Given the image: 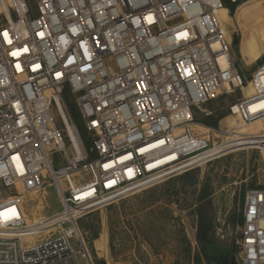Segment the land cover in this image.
<instances>
[{
    "label": "built area",
    "instance_id": "1",
    "mask_svg": "<svg viewBox=\"0 0 264 264\" xmlns=\"http://www.w3.org/2000/svg\"><path fill=\"white\" fill-rule=\"evenodd\" d=\"M222 9V0H0V264H77L78 252L93 264L79 219L211 163L221 145L257 141L264 158V130L195 120L244 81L251 95L227 117L264 123V63L249 79L238 69ZM47 175L62 211L28 226L23 200ZM237 246L238 264H264V189L244 195Z\"/></svg>",
    "mask_w": 264,
    "mask_h": 264
},
{
    "label": "rangeland",
    "instance_id": "2",
    "mask_svg": "<svg viewBox=\"0 0 264 264\" xmlns=\"http://www.w3.org/2000/svg\"><path fill=\"white\" fill-rule=\"evenodd\" d=\"M247 2L237 16V8ZM238 4L233 16L224 8L220 21L226 27L231 43L237 39V47H231L230 55L249 79L264 63V51L259 52L261 55L253 62L245 61L248 48L249 58L264 50V0H240ZM242 41L245 58L240 52ZM242 84V90L223 94L202 109L212 114L216 111L227 113L230 105L251 93V89L249 92L245 90L244 81ZM70 96V101L75 103L74 97ZM203 116L197 113L198 120ZM226 125H235V130L239 126L234 118L227 117L219 122L216 130L224 129ZM263 130L264 123L260 121L243 129L252 134ZM213 139L220 143L217 133ZM42 182L44 188L40 194L28 195L23 200L27 224L62 211L61 200L50 176H45ZM251 189H264V158L260 150L255 147L227 151L203 167L89 213L82 220L91 230L83 234L78 229L93 264L94 259L104 260L106 264H211L213 257L223 253L233 256L238 264L237 242L242 225L243 199ZM202 190L207 194L203 204L210 211L213 227L212 243L204 251L197 240V207L201 203ZM94 229L98 238L92 241ZM71 244L79 247L74 239ZM75 259L77 264H85L79 252Z\"/></svg>",
    "mask_w": 264,
    "mask_h": 264
},
{
    "label": "trees",
    "instance_id": "3",
    "mask_svg": "<svg viewBox=\"0 0 264 264\" xmlns=\"http://www.w3.org/2000/svg\"><path fill=\"white\" fill-rule=\"evenodd\" d=\"M246 4H248V2L240 5L237 8V11H238L237 16H238L241 8ZM236 7H237V5L224 4V8L228 10V12L231 16H233ZM237 42H238L237 39L234 38V41H232V47L236 48L237 44H238ZM243 42L244 41H242V43H241V53L244 57H246L245 54L243 53V46H244ZM245 90H247L249 92L250 88H245ZM70 98H71L70 93L68 92L67 89H65L63 91V100H64V103L66 105L68 114H69L70 118L72 119L76 129L78 130L80 137L83 139V143H84L85 148L88 151H90L91 145L85 139L87 133L84 129L83 122L80 118V115L78 113V110L75 106L74 101H70ZM213 114L210 113L209 116H203L202 119L198 120L197 119V113H196L195 114V120H196V122L200 123L204 127L217 129L219 122L221 120H223L224 118H226L228 116V114L227 113H221L220 111H216ZM206 198H207V194H206L205 190H202L200 193V196H199V202H201V203L197 207V215H198L197 240H198L200 247L203 249V251H204V249H207L212 243L211 234H212V230H213L212 217L210 215V211H209L208 207L205 206V204H203V202L206 200ZM240 222L242 224V218L240 219ZM77 225L83 234L86 233L87 230H91V228L85 223V220H82V218L77 221ZM97 238H98V233L94 229L91 233V240L94 241ZM98 252H100V254L102 255L101 251H98ZM94 263L95 264H106L104 260H97V259H94Z\"/></svg>",
    "mask_w": 264,
    "mask_h": 264
},
{
    "label": "bare ground",
    "instance_id": "4",
    "mask_svg": "<svg viewBox=\"0 0 264 264\" xmlns=\"http://www.w3.org/2000/svg\"><path fill=\"white\" fill-rule=\"evenodd\" d=\"M223 11H224L223 9L219 11V13H218V15H219V16H218L219 19H220V14L223 13ZM248 95H251V93L248 94ZM256 107H257V105H251L250 109L253 110V109H255ZM257 122H259V121H257ZM257 122H254V123H252L251 125H253V124L257 123ZM251 125H248V126H240V125L237 126V125H236V126H237L236 131L238 130V131H237L238 133H246V132L243 131V129H244V128H247V127H249V126H251ZM230 127L234 128L235 125H234V126H230ZM201 130H202L203 132H204V131L207 132L206 129L201 128ZM253 134H254V133H253ZM258 143H259V142H257V141H250V142L247 141V142H242L240 145H243V148L245 147V148L253 149V148L257 147ZM228 149H230V148H229V145L226 144V145H221L220 147H216V148H214L212 151H213V153L216 154L217 157H218L220 154L229 151ZM217 157H216V158H217ZM40 221H41V220H40ZM40 221H35V222L30 223V224H27V225L33 227L34 225H36V224L39 223Z\"/></svg>",
    "mask_w": 264,
    "mask_h": 264
},
{
    "label": "flooded vegetation",
    "instance_id": "5",
    "mask_svg": "<svg viewBox=\"0 0 264 264\" xmlns=\"http://www.w3.org/2000/svg\"><path fill=\"white\" fill-rule=\"evenodd\" d=\"M232 256H229L226 253L223 254H218L216 257H213L211 264H216V261H220V262H227L228 264H230V258ZM236 264V263H234Z\"/></svg>",
    "mask_w": 264,
    "mask_h": 264
},
{
    "label": "crops",
    "instance_id": "6",
    "mask_svg": "<svg viewBox=\"0 0 264 264\" xmlns=\"http://www.w3.org/2000/svg\"><path fill=\"white\" fill-rule=\"evenodd\" d=\"M250 48H248L247 49V53H248V58L246 59L243 55H242V53H241V55L243 56V58H245V61H248V60H250V62H253L257 57H259L260 55H261V53L264 51V50H259V51H257L255 54H254V56L252 57V58H249V55H250ZM241 52V51H240ZM259 52H261L260 54H259ZM259 54V55H258Z\"/></svg>",
    "mask_w": 264,
    "mask_h": 264
},
{
    "label": "water",
    "instance_id": "7",
    "mask_svg": "<svg viewBox=\"0 0 264 264\" xmlns=\"http://www.w3.org/2000/svg\"><path fill=\"white\" fill-rule=\"evenodd\" d=\"M224 4H229L230 0H222ZM217 263L216 264H228L227 262H220V261H216ZM235 261H234V257L232 256L230 258V264H234Z\"/></svg>",
    "mask_w": 264,
    "mask_h": 264
}]
</instances>
